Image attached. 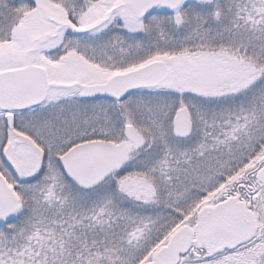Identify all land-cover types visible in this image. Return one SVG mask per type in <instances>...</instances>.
Returning a JSON list of instances; mask_svg holds the SVG:
<instances>
[{
  "label": "snow or ice",
  "instance_id": "6c2138e0",
  "mask_svg": "<svg viewBox=\"0 0 264 264\" xmlns=\"http://www.w3.org/2000/svg\"><path fill=\"white\" fill-rule=\"evenodd\" d=\"M0 264H264V0H0Z\"/></svg>",
  "mask_w": 264,
  "mask_h": 264
}]
</instances>
